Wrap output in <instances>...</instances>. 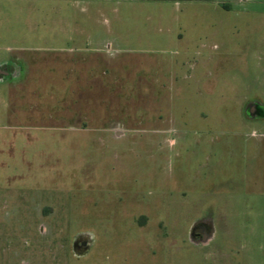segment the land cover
Wrapping results in <instances>:
<instances>
[{
  "label": "rangeland",
  "instance_id": "374dc122",
  "mask_svg": "<svg viewBox=\"0 0 264 264\" xmlns=\"http://www.w3.org/2000/svg\"><path fill=\"white\" fill-rule=\"evenodd\" d=\"M228 6L75 8L81 51L25 57L0 90V264H264V0Z\"/></svg>",
  "mask_w": 264,
  "mask_h": 264
},
{
  "label": "crops",
  "instance_id": "0c3cea01",
  "mask_svg": "<svg viewBox=\"0 0 264 264\" xmlns=\"http://www.w3.org/2000/svg\"><path fill=\"white\" fill-rule=\"evenodd\" d=\"M111 1L113 0H0V17L5 15L3 18L8 19V27L15 29L14 27L21 25L29 30L28 33L19 35L11 29L6 32L0 31V54L7 58L3 61L0 60V90L6 87L24 86L26 81L30 80L31 63L34 60L25 57H34L40 54L60 55L67 51H81L83 49L82 37L85 33L80 26L74 35V21L71 18L72 12L70 14L69 11L80 8L81 14H88L89 6L92 5L93 8L97 9L103 7L104 2ZM198 1H212L228 12L230 11L228 4L250 0ZM3 18H0V29L2 22H4ZM21 18H25V21ZM41 20L44 22L43 25ZM47 25L48 33L41 36L39 32L41 26L46 28ZM52 40L54 41L51 42ZM67 43L71 45L68 49L64 47ZM216 47L214 46V48ZM209 241L207 240L205 243L207 244Z\"/></svg>",
  "mask_w": 264,
  "mask_h": 264
}]
</instances>
